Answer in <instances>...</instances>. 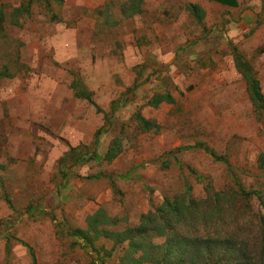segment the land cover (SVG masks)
I'll list each match as a JSON object with an SVG mask.
<instances>
[{"label": "rangeland", "instance_id": "obj_1", "mask_svg": "<svg viewBox=\"0 0 264 264\" xmlns=\"http://www.w3.org/2000/svg\"><path fill=\"white\" fill-rule=\"evenodd\" d=\"M133 1L31 0L27 14L15 8L29 0H0V264H33L30 248L37 264H134L128 241L71 230L99 209L117 221L106 230L137 226L188 184L197 199L206 186L229 190L211 224H264V113L234 61L236 47L264 92V0H199L202 24L192 0H135L145 9L131 16ZM75 81L96 104L75 96ZM167 91L174 103L149 104ZM138 115L159 128L145 131ZM198 142L231 168L187 148Z\"/></svg>", "mask_w": 264, "mask_h": 264}, {"label": "trees", "instance_id": "obj_2", "mask_svg": "<svg viewBox=\"0 0 264 264\" xmlns=\"http://www.w3.org/2000/svg\"><path fill=\"white\" fill-rule=\"evenodd\" d=\"M212 1L234 7L240 4L239 0ZM133 3L135 5L129 15L143 12L144 7L140 2L134 0ZM30 4L31 0L26 5L15 8V11L29 14ZM187 9L202 24L206 10L200 4L192 2L187 4ZM234 61L237 70L245 78L249 97L261 120L264 113V92L260 79L251 64L243 59L242 54L236 47H234ZM72 87L77 98H83L96 104L92 99V92L83 83L75 81L72 83ZM175 101L176 98L170 91L158 92L149 104L157 107L163 102L174 103ZM138 120L145 131H150L154 127L159 128L158 123L142 115H138ZM102 131L103 128L98 129L96 136L98 137ZM120 142L119 138L114 141L115 144L109 148L105 155L106 159L112 161L118 156L122 149ZM187 148L204 149L215 161H222L228 169L231 168L229 159L218 154L207 144L198 142L195 146H187ZM184 149L181 147L166 154L174 156ZM73 150L75 148H72ZM166 154L163 156H166ZM163 163L168 164L166 160H163ZM192 190V185L188 184L184 193L175 194L172 197L166 196L163 203L156 210L142 215L141 222L137 226L118 231L106 230L104 228L106 225L116 224L117 221L109 217L103 209H99L88 215L87 229L76 228L71 230L70 234L84 238L88 242H93L92 232L96 235L105 234L116 239L117 243L128 241L127 256L141 252L137 260L135 259L134 264L156 260H160L161 264H264V224H257L255 228H252L250 224L247 226L245 224H228L226 228H222L221 224H211L213 221L211 217L214 213L223 210L222 200H229L227 199L230 193L229 190L223 192L212 191L210 187L206 186L209 193H207L206 198L201 199H197ZM257 192L241 188L239 194L242 193L243 197H250L257 194ZM230 195L234 198L232 194ZM207 203H209L208 206ZM216 203L213 213H210V207ZM205 220L210 222L205 224ZM219 220L220 217L218 216L215 223H218ZM153 236L163 237L165 241L158 245L148 244V238ZM30 251L34 258L33 264H37L32 248H30ZM125 263H127V260Z\"/></svg>", "mask_w": 264, "mask_h": 264}, {"label": "crops", "instance_id": "obj_3", "mask_svg": "<svg viewBox=\"0 0 264 264\" xmlns=\"http://www.w3.org/2000/svg\"><path fill=\"white\" fill-rule=\"evenodd\" d=\"M241 0H239V2H240ZM189 2H192V3H200V5L205 9V5H204V3H201L199 0H192V1H189ZM216 4H218V5H222V6H227V7H234V6H229V5H224V4H222V3H219V2H217V1H214ZM144 7V6H143ZM145 9V8H144Z\"/></svg>", "mask_w": 264, "mask_h": 264}]
</instances>
